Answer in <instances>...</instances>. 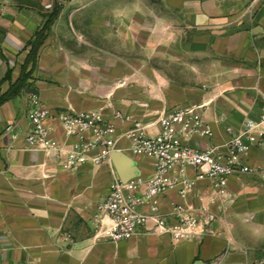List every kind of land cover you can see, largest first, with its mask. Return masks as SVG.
I'll return each mask as SVG.
<instances>
[{
  "label": "crops",
  "instance_id": "crops-1",
  "mask_svg": "<svg viewBox=\"0 0 264 264\" xmlns=\"http://www.w3.org/2000/svg\"><path fill=\"white\" fill-rule=\"evenodd\" d=\"M141 4L150 7L139 29L150 48L173 44L175 54L213 62L201 104L160 99L152 112H135L132 105L112 109L101 99L106 86L101 78L57 80L50 37L38 58L26 61L25 45L43 21L22 7L0 2V264H253L264 259V183L253 175L230 176L223 195L213 192L208 180L196 181L183 198L177 189L164 195V213L171 203H180L211 218L189 240L149 233L111 243L93 237L91 225L111 180L109 165L69 171L60 157L24 143L30 94L48 110L46 126L60 142L56 115L67 110L100 111L117 134L139 123L152 137L159 131L162 112L200 106L212 136L191 139L197 148L222 146L246 120L258 118L264 106V0H134L129 6ZM91 88L98 91L89 92ZM116 111L129 122L113 120ZM126 145L125 139L119 140V148ZM125 157L138 175H151V160ZM241 159L248 166L259 165L264 153L254 148ZM194 173L186 170L189 178Z\"/></svg>",
  "mask_w": 264,
  "mask_h": 264
},
{
  "label": "built area",
  "instance_id": "built-area-1",
  "mask_svg": "<svg viewBox=\"0 0 264 264\" xmlns=\"http://www.w3.org/2000/svg\"><path fill=\"white\" fill-rule=\"evenodd\" d=\"M200 109L192 105L162 112L157 119L159 131L152 137L145 135L139 123H132L125 132L117 134L114 123L100 111L67 110L56 115L60 142L46 126L48 110L37 95L30 94L26 99L27 126L22 133L27 148L60 157L66 170L87 164L109 165L111 180L92 217L93 237L116 243L154 233L168 235L174 241L189 240L211 218L203 210L194 211L180 203H171L169 212L164 213L161 199L167 192L177 189L183 198L196 181L208 180L212 191L223 195L232 175H253L264 183V163L248 166L241 159L254 148L264 153V106L256 120H246L224 145L207 148L190 144L193 138L212 136ZM112 118L129 122L118 111ZM120 139H125V148L118 147ZM114 153L151 160V175L120 181L110 161ZM188 168L194 170L193 178L187 176ZM253 264H264V259Z\"/></svg>",
  "mask_w": 264,
  "mask_h": 264
},
{
  "label": "rangeland",
  "instance_id": "rangeland-1",
  "mask_svg": "<svg viewBox=\"0 0 264 264\" xmlns=\"http://www.w3.org/2000/svg\"><path fill=\"white\" fill-rule=\"evenodd\" d=\"M132 1L0 0L31 11L40 22L57 6L60 13L50 30L57 80L101 78L106 84L101 99L112 109L132 105L135 112H152L160 99L201 104L208 93L206 77L213 62L175 54L173 44L150 48L152 43L139 30L150 7L133 8L129 6Z\"/></svg>",
  "mask_w": 264,
  "mask_h": 264
},
{
  "label": "trees",
  "instance_id": "trees-1",
  "mask_svg": "<svg viewBox=\"0 0 264 264\" xmlns=\"http://www.w3.org/2000/svg\"><path fill=\"white\" fill-rule=\"evenodd\" d=\"M60 10L57 6H54L50 13L42 16L43 22L40 28L34 32L33 39L26 43L28 48L26 61L34 62L38 58L40 51L44 47L45 41L50 37L51 27L58 17ZM4 99V96H0V102Z\"/></svg>",
  "mask_w": 264,
  "mask_h": 264
},
{
  "label": "water",
  "instance_id": "water-1",
  "mask_svg": "<svg viewBox=\"0 0 264 264\" xmlns=\"http://www.w3.org/2000/svg\"><path fill=\"white\" fill-rule=\"evenodd\" d=\"M110 161L120 181L124 182L138 175L136 169L132 166V162L124 155L114 153L110 156Z\"/></svg>",
  "mask_w": 264,
  "mask_h": 264
}]
</instances>
